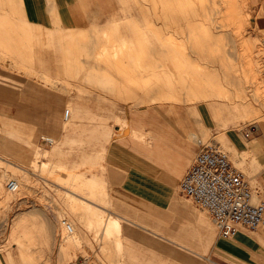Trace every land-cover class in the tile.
Here are the masks:
<instances>
[{"label":"rangeland","instance_id":"1","mask_svg":"<svg viewBox=\"0 0 264 264\" xmlns=\"http://www.w3.org/2000/svg\"><path fill=\"white\" fill-rule=\"evenodd\" d=\"M117 3L122 14L117 21L97 31H70L66 34L69 41L54 43L59 45L55 47L59 67L52 74L37 71L32 61L31 48L39 41L35 26L27 24L18 14L21 22L18 31L7 22L0 23V68L2 75L5 73L0 76V90L9 93L0 95V253L6 263L74 264L73 260L84 259V264H120L123 261L124 250L121 244L119 248L116 245L119 230L113 228L116 232L111 229L104 233L101 226L102 219L108 215L115 217L100 172L104 146L120 130L111 124H117L118 120L102 117V122L96 123L103 126L84 128L75 121L70 109L72 121L65 123L61 117L63 110L69 108L67 102L61 103L58 128L54 129L51 114L44 111L52 107V102L47 106V100L70 101L77 91L80 73L105 72L103 68L92 65L89 69L87 64H79L80 57H90L119 76L133 78L128 85L122 80L123 87L119 86V80H98L103 93H136L145 89L146 106L153 101L181 99L169 91L189 92L193 87L186 85L188 82L197 86L199 96L193 97L201 102V107L212 101L236 109L239 106L246 114L233 127L250 121L258 122L250 136L259 130L264 118L261 70L264 46L260 43L264 32L255 31L253 0H117ZM22 30L33 34L29 32L24 37ZM124 40L130 43H122ZM253 41L261 47L257 53L251 47ZM84 42L86 49L80 44ZM14 44L22 48L21 53ZM164 49L170 54L162 53ZM190 50L197 51V58L192 61ZM229 67H232L230 71ZM229 72L240 78L243 84L240 91L239 81L226 78ZM80 82L88 84L94 80ZM51 87L58 88L56 93L50 92L53 96L37 94L43 92L40 89ZM158 89L160 95L147 94ZM107 113L110 112L103 114ZM85 114L82 124L94 121L93 116L88 117L90 113ZM114 114L118 113L111 116ZM43 136L51 137L53 143L46 144ZM198 137L215 139L206 134ZM216 139L220 147L228 149ZM228 153L237 167L234 156ZM9 177L19 181L15 192L7 191L4 186ZM95 177L99 182L92 183ZM86 179L90 186H85ZM250 183L253 188V181ZM152 188L153 185L145 184V205L150 203ZM84 197L95 203H88ZM91 206L99 210L101 223L97 224L95 217L90 219ZM62 217L72 223L73 234L64 232L60 224Z\"/></svg>","mask_w":264,"mask_h":264},{"label":"crops","instance_id":"2","mask_svg":"<svg viewBox=\"0 0 264 264\" xmlns=\"http://www.w3.org/2000/svg\"><path fill=\"white\" fill-rule=\"evenodd\" d=\"M253 3L255 31L263 33L264 0H253ZM17 14L27 24L35 26V37L39 41L32 48L29 44L34 54L32 61L37 71L49 74L59 67L55 55V47H59L54 44L56 41H69L66 34L74 30L97 31L101 26L117 21L118 15L122 16L117 0H0V23L7 22L18 31L21 22H18ZM29 32L33 34L22 30L24 37ZM250 43L255 53L264 46V40L260 41L261 47L256 41ZM80 44L86 49V42ZM14 47L22 52V48L15 44ZM161 52L170 54L166 50ZM189 56L191 61L196 59L197 51L190 50ZM89 58L80 57L79 64H87L89 69L92 65L103 68L105 72L80 73L74 98L72 96L70 101L63 98L47 100V106L52 102V107H46L44 111L51 114L54 129L58 128L56 121L60 119L61 103L67 102L70 104L65 108L69 110L68 116L64 117V109L61 117L65 123L72 121V114L84 128L103 126L96 123L102 122V117L118 120L117 124L111 125L120 130L107 142L101 155L103 169L100 177L116 217L113 218L117 220L119 239H116V245L119 248L121 244L124 250L120 264H264V224L257 230L239 227L233 235L221 236L211 215L178 191L179 180L198 151L197 138L199 134H206L212 135L215 142L219 138L229 149L237 168L250 177V182L253 181L255 198L264 196V118L259 130L246 137L243 133L246 123L233 127L234 122L243 121L245 110L215 101L208 102L203 108L194 98L199 96L197 86L188 82L186 85L193 87L189 92L169 91L181 99L158 100L146 106L145 89L136 93H103L98 88V80H119V86L123 87L122 80L128 85L133 78L119 76L111 71L112 68L98 65ZM231 69L229 67V71ZM261 70L264 72V66ZM2 72L0 68V76ZM226 78L239 81L240 91L243 86L240 78L233 77L230 72ZM81 79L94 82L81 83ZM40 90L43 92L37 94L53 96L50 92L56 93L58 88ZM4 94L9 93L0 90V95ZM147 94L160 95V89ZM134 96L138 97L136 101ZM35 106L37 111L39 105ZM106 112L110 113L103 114ZM114 112L118 114L111 116ZM85 113H90L88 117L93 116L94 121L82 124ZM92 179L99 182L97 177ZM145 184L154 186L148 205H145ZM86 201L93 202L89 198ZM102 231L105 233L104 228ZM0 264L15 263H6L5 256L0 253Z\"/></svg>","mask_w":264,"mask_h":264},{"label":"built area","instance_id":"3","mask_svg":"<svg viewBox=\"0 0 264 264\" xmlns=\"http://www.w3.org/2000/svg\"><path fill=\"white\" fill-rule=\"evenodd\" d=\"M64 114L67 118V109ZM256 129L255 122H246L244 136L249 137ZM44 142L52 144L53 139L47 136ZM197 144L198 151L181 176L178 191L211 215L221 236H231L239 227L259 229L264 224V199L253 200L249 179L232 163L227 150L200 137ZM4 186L15 192L19 181L9 177ZM60 224L66 234H73L74 227L66 217L60 218ZM74 264H84V259Z\"/></svg>","mask_w":264,"mask_h":264},{"label":"bare ground","instance_id":"4","mask_svg":"<svg viewBox=\"0 0 264 264\" xmlns=\"http://www.w3.org/2000/svg\"><path fill=\"white\" fill-rule=\"evenodd\" d=\"M68 110V109H67ZM69 111V110H68ZM64 117H65V114H64ZM43 138V137H42ZM76 174V173H75ZM75 176H80V175H75ZM76 177H74V179H75ZM87 180L88 179H86V182H87ZM89 180H91V179H89ZM85 181V180H84ZM92 183L94 182L95 183V181L92 179V181H91ZM88 183V185H86ZM86 184L85 183H83V184H85V186H90L89 184H90V181L89 182H87ZM91 183V184H92ZM91 186H94V185H91ZM69 192H72V193H74V194H76L77 195V193H75L73 190H68ZM253 200L254 201H256L257 199L255 198V196H254V192H253ZM94 206H91V207H89V210H90V215H91V217H90V219L91 220H93V217H95V219H94V221L97 223V224H99V223H101V218H99L97 215H98V211H97V209H95V207L93 208ZM99 208V207H98ZM102 210H104V209H102ZM103 221H102V227L104 228V231L105 232H111V229H112V231L114 230L113 228H115L117 231H118V225H117V220L116 219H114L113 217H111V216H107V218H104V219H102ZM115 231V230H114ZM116 232V231H115Z\"/></svg>","mask_w":264,"mask_h":264}]
</instances>
